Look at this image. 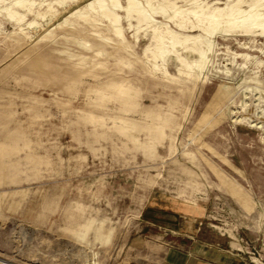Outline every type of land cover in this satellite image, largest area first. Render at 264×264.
Instances as JSON below:
<instances>
[{"label":"rangeland","instance_id":"1","mask_svg":"<svg viewBox=\"0 0 264 264\" xmlns=\"http://www.w3.org/2000/svg\"><path fill=\"white\" fill-rule=\"evenodd\" d=\"M90 1L36 5L22 20L0 11V256L13 264H154L169 245L192 242L144 219L147 202L162 195L198 209L207 240L264 264V129L232 120L236 110L264 124V93L245 95L252 82L238 86L257 73L264 88V36L217 35L209 78L179 73L172 59L165 73L144 53L155 43L149 32L136 37L120 11L125 40L115 36ZM141 2L149 11L169 4ZM155 17L163 30L203 32ZM30 20L40 25H24ZM222 82L236 87L230 99L214 96ZM239 185L250 200L236 197Z\"/></svg>","mask_w":264,"mask_h":264},{"label":"bare ground","instance_id":"2","mask_svg":"<svg viewBox=\"0 0 264 264\" xmlns=\"http://www.w3.org/2000/svg\"><path fill=\"white\" fill-rule=\"evenodd\" d=\"M67 1L54 0L46 2V0H42L37 2L36 0H12L9 4L3 6L0 11H6L7 15L11 18L22 20L26 17V11H34V6L36 5L47 4L48 9H54V3L66 6ZM147 1L150 3V0ZM185 1L187 4H191V6L181 8L176 1L172 0H168L169 4L161 6H155L150 3L151 11L145 8L141 0H125V3L122 0H91L88 6L107 19L112 25L114 35L123 40L125 38L120 11L125 12L129 26L138 29L136 37H138L140 30L149 32L155 43L153 46L149 45L146 47L144 53L147 55L150 53L148 55L149 62H152L154 68L161 69L165 73H169L168 64L172 59L175 61V67L179 73L190 77L209 78L212 75L213 54H216L215 47L217 42L215 37L217 35H243L249 37L252 34H259V36H264V0H215L213 3L205 0ZM15 7L21 8L24 12L19 11ZM77 12H79L80 16L87 18L88 14L80 10H77ZM157 13H161L168 19L173 20L180 29L185 28L189 20L192 24L191 27L197 26L203 32L192 34L182 33L170 27H166V30L160 29L158 24L160 21L155 17ZM37 15L44 21H49L52 16V14L41 10H37ZM24 25L35 27L39 26L40 22L30 20ZM94 34L102 41H110V37L98 31L94 32ZM246 43L245 41H241V47L248 46ZM97 53L99 55L101 51L97 50ZM233 53L236 56L243 57L245 60L257 57L249 51H233ZM257 61L261 63L262 60ZM223 71L230 75V68L227 67ZM245 82L255 83V85H244L243 93L245 95L248 91L264 93V88L261 87V80L257 73L249 74L238 86L243 85ZM235 88L232 84L222 82L214 96L230 99L236 92ZM245 104L246 102L243 100L242 105ZM227 111V108H221V112L227 113ZM232 114L234 115L233 121H248L250 126L264 129V124L261 121H255L247 113L242 114L240 111L232 110ZM236 185L238 186L237 183ZM236 190L235 195L240 202L250 200L248 192L242 185H239V188Z\"/></svg>","mask_w":264,"mask_h":264},{"label":"crops","instance_id":"3","mask_svg":"<svg viewBox=\"0 0 264 264\" xmlns=\"http://www.w3.org/2000/svg\"><path fill=\"white\" fill-rule=\"evenodd\" d=\"M198 209L190 211L180 202L166 196L155 195L144 208V219L153 225L171 231H179L191 237L187 247L169 245L154 264H248L245 259L229 253L202 234L201 218ZM124 264H146L144 261H123Z\"/></svg>","mask_w":264,"mask_h":264},{"label":"built area","instance_id":"4","mask_svg":"<svg viewBox=\"0 0 264 264\" xmlns=\"http://www.w3.org/2000/svg\"><path fill=\"white\" fill-rule=\"evenodd\" d=\"M0 264H13L9 259L0 256Z\"/></svg>","mask_w":264,"mask_h":264}]
</instances>
